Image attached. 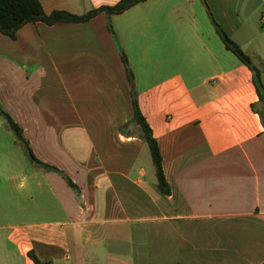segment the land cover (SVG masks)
Wrapping results in <instances>:
<instances>
[{
  "label": "crops",
  "instance_id": "1",
  "mask_svg": "<svg viewBox=\"0 0 264 264\" xmlns=\"http://www.w3.org/2000/svg\"><path fill=\"white\" fill-rule=\"evenodd\" d=\"M40 1L81 14L118 0ZM208 9L264 83V0H144L113 14L112 32L104 12L0 32V107L33 154L78 187L35 163L25 179L0 154V264H34L31 250L50 264H264L258 96ZM121 51L168 194L142 164L136 126L121 130L132 116ZM11 132L0 116V136Z\"/></svg>",
  "mask_w": 264,
  "mask_h": 264
},
{
  "label": "trees",
  "instance_id": "2",
  "mask_svg": "<svg viewBox=\"0 0 264 264\" xmlns=\"http://www.w3.org/2000/svg\"><path fill=\"white\" fill-rule=\"evenodd\" d=\"M144 0H118L112 5H101L95 8H91L88 11L76 14L69 12L65 9H54L50 12H46L43 9L40 0H0V32L15 38V33L19 27L28 22L41 21L47 24H53L56 22H83L89 20L91 17L99 12H104L107 20V28L112 32L111 26V16L113 14L121 13L124 10L130 8L131 6L142 2ZM208 15L213 23L217 34L224 43L225 47L233 52V54L252 72V81L256 89L258 96L257 102L252 104V108L258 113L261 123L264 128V83L262 80V67L255 64L250 56L245 53L242 48L223 30V28L216 22L208 9ZM121 60L125 67V72L127 78L131 84V105H132V116L129 122L125 123L124 127L128 124H133L138 130V136L144 141L147 151L149 153L150 159L154 166L156 185L159 191L163 194H168L170 192L169 185L164 177L162 164H161V154L159 151L158 143L152 134L151 128L147 123L145 117L140 111L137 92L133 86V74L128 65L127 59L123 52H120ZM0 116L5 121L6 126L12 131L15 136L16 141L22 144L28 159L40 166L46 171H54L60 174L65 182L78 193L77 185L71 180V178L64 173L59 168L49 165L40 161L32 152L28 141L24 138L22 133V128L12 119V117L0 107ZM29 257L32 259L34 264H50L49 260L40 259L32 250L28 252ZM181 264V263H176Z\"/></svg>",
  "mask_w": 264,
  "mask_h": 264
},
{
  "label": "rangeland",
  "instance_id": "3",
  "mask_svg": "<svg viewBox=\"0 0 264 264\" xmlns=\"http://www.w3.org/2000/svg\"><path fill=\"white\" fill-rule=\"evenodd\" d=\"M261 27L259 26V29L263 30V28H261ZM251 59L255 63L254 58L252 57ZM3 153L6 154V156L8 155L14 159L13 166L15 165V161H17V163L20 164V165H18V168H13V169L18 170L19 173L21 172V174L26 179V176H27L26 174L28 173V170L32 167L33 164L28 159L22 144L19 143L18 141H16L15 136L12 132H11V134L6 133V134H2L0 136V154H3ZM1 161H2V158L0 157V163H1ZM142 164L147 165V167L149 169H153V165L151 163L150 156L148 153H145L143 155ZM148 175H150V174H148ZM127 235H128V233L127 234L125 233L124 235H122V237L120 238L118 245H117V247L122 251H126L128 245H129V239H128ZM100 246L104 250L111 249L112 248L111 239H108L107 241L105 240ZM73 261H75L74 258H73Z\"/></svg>",
  "mask_w": 264,
  "mask_h": 264
},
{
  "label": "built area",
  "instance_id": "4",
  "mask_svg": "<svg viewBox=\"0 0 264 264\" xmlns=\"http://www.w3.org/2000/svg\"><path fill=\"white\" fill-rule=\"evenodd\" d=\"M259 21H260V25L262 27H264V11L261 13L260 18H259Z\"/></svg>",
  "mask_w": 264,
  "mask_h": 264
}]
</instances>
